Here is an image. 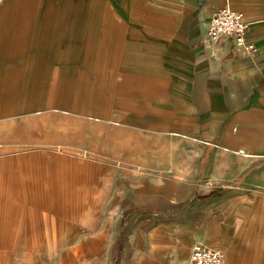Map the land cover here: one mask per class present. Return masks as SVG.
I'll list each match as a JSON object with an SVG mask.
<instances>
[{"label":"crops","instance_id":"0c3cea01","mask_svg":"<svg viewBox=\"0 0 264 264\" xmlns=\"http://www.w3.org/2000/svg\"><path fill=\"white\" fill-rule=\"evenodd\" d=\"M225 4L256 53L207 37ZM28 143L117 165L132 264H264V0H0V156ZM5 169L0 203L55 225L65 177Z\"/></svg>","mask_w":264,"mask_h":264},{"label":"rangeland","instance_id":"374dc122","mask_svg":"<svg viewBox=\"0 0 264 264\" xmlns=\"http://www.w3.org/2000/svg\"><path fill=\"white\" fill-rule=\"evenodd\" d=\"M47 137L51 133H46V141ZM14 151L18 154L0 156V168L25 167L45 180L60 173L70 194L63 198L55 225L34 235L26 228L27 204L0 203V264L141 262L129 248L134 227L122 213L127 204L121 195L123 179L116 164L101 156L72 155L70 150L53 145L39 151L28 143L26 148ZM43 213L37 212L36 217L48 219Z\"/></svg>","mask_w":264,"mask_h":264},{"label":"built area","instance_id":"2783aa9c","mask_svg":"<svg viewBox=\"0 0 264 264\" xmlns=\"http://www.w3.org/2000/svg\"><path fill=\"white\" fill-rule=\"evenodd\" d=\"M228 1V0H226ZM206 35L210 39H229L236 49L256 53L257 48L247 40V24L243 15L225 4L211 16ZM188 264H225L221 251L202 243H194L190 250Z\"/></svg>","mask_w":264,"mask_h":264}]
</instances>
